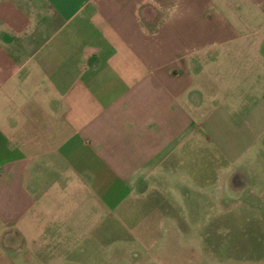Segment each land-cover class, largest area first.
I'll use <instances>...</instances> for the list:
<instances>
[{
    "label": "crops",
    "instance_id": "0c3cea01",
    "mask_svg": "<svg viewBox=\"0 0 264 264\" xmlns=\"http://www.w3.org/2000/svg\"><path fill=\"white\" fill-rule=\"evenodd\" d=\"M203 139L217 214L263 190L264 0H0V264H264L182 234ZM142 217L169 232L110 246Z\"/></svg>",
    "mask_w": 264,
    "mask_h": 264
},
{
    "label": "rangeland",
    "instance_id": "374dc122",
    "mask_svg": "<svg viewBox=\"0 0 264 264\" xmlns=\"http://www.w3.org/2000/svg\"><path fill=\"white\" fill-rule=\"evenodd\" d=\"M192 150V146H186L184 150L183 169L189 174L193 173L199 177L200 184L196 185V188L187 189L188 194L184 196L186 204L178 212L182 223L185 225L182 227V234H189L196 242H202L205 237L210 235L214 238L221 236L227 238L228 241L238 243L239 250L244 254L254 253L261 257L264 256V180L261 183L263 190L260 193L248 194L244 192L243 196L240 194L241 197H228L226 203L229 207L225 209L226 212L217 214L212 191L214 185L220 183L224 173L225 165L220 164L221 150L215 153L216 150L204 139L195 151L198 156L195 160H193ZM212 156L217 157V160ZM191 197L195 199L197 208L190 206ZM189 223L191 228L187 227ZM221 224L226 226L225 229H228L225 233H223L224 230L215 228ZM211 225L212 227H209ZM169 228L167 225H161L145 217L139 218L138 222L135 223L118 222L115 225L114 236L112 234L113 238H109L112 241L110 246L119 248L124 240L133 242L134 240L132 241L130 237L144 234L149 239H154L146 242L148 247H152L157 243L155 242L156 238L168 233ZM136 244L133 248L137 253H140ZM77 256L78 259L82 257V264H110L104 261L105 255L101 254L81 253ZM91 257L95 259L94 262L91 261ZM137 257L133 256L134 259ZM161 260L164 261L161 264H171L174 259L149 257L146 261H150V264H160ZM66 263L70 264L69 262Z\"/></svg>",
    "mask_w": 264,
    "mask_h": 264
}]
</instances>
